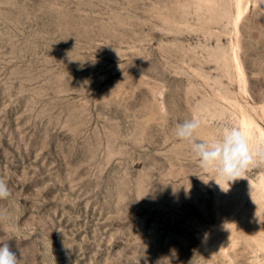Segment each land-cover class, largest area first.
Wrapping results in <instances>:
<instances>
[{
    "label": "rangeland",
    "instance_id": "rangeland-1",
    "mask_svg": "<svg viewBox=\"0 0 264 264\" xmlns=\"http://www.w3.org/2000/svg\"><path fill=\"white\" fill-rule=\"evenodd\" d=\"M243 6L0 0V245L20 264H264V164L225 192L175 136L242 128L241 108L264 130V0Z\"/></svg>",
    "mask_w": 264,
    "mask_h": 264
},
{
    "label": "clouds",
    "instance_id": "clouds-1",
    "mask_svg": "<svg viewBox=\"0 0 264 264\" xmlns=\"http://www.w3.org/2000/svg\"><path fill=\"white\" fill-rule=\"evenodd\" d=\"M202 121L199 116L178 123L175 136L190 145L199 167L205 173H214L215 182L227 192L232 182L245 178L250 166L264 164V144L253 145L243 128L225 126L218 136L211 139H197V130ZM11 195L7 184L0 179V200ZM5 214L0 212V219ZM0 264H20V258L10 250L7 243L0 245Z\"/></svg>",
    "mask_w": 264,
    "mask_h": 264
},
{
    "label": "bare ground",
    "instance_id": "bare-ground-1",
    "mask_svg": "<svg viewBox=\"0 0 264 264\" xmlns=\"http://www.w3.org/2000/svg\"><path fill=\"white\" fill-rule=\"evenodd\" d=\"M237 8H238V20H240L243 18L245 11H246V9L243 6V0H237ZM239 71H240V74L243 76L244 74H243L242 67L240 66V64H239ZM241 109H242L241 124L248 138L252 139L255 131L257 132L258 130L260 133L259 142L264 143V130L256 123L254 118H252V116L244 108H241Z\"/></svg>",
    "mask_w": 264,
    "mask_h": 264
}]
</instances>
